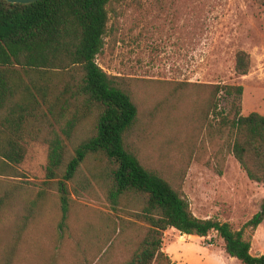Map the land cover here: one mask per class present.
Returning <instances> with one entry per match:
<instances>
[{
    "label": "rangeland",
    "instance_id": "obj_1",
    "mask_svg": "<svg viewBox=\"0 0 264 264\" xmlns=\"http://www.w3.org/2000/svg\"><path fill=\"white\" fill-rule=\"evenodd\" d=\"M108 8L105 44L97 62L109 74L138 80L134 94L142 116L132 141L141 161L181 190L196 216L229 222L239 230L261 210L264 184L248 178L209 127L201 85H242L241 114L264 115V6L255 0H112ZM240 50L250 55L246 75L235 71ZM179 82L184 84L180 94L165 98ZM232 99L222 92L219 111L231 110ZM157 102L164 106L151 117L150 108ZM25 145L26 156L17 165L19 176L0 177V190L11 186L12 191L0 212V264L29 202L43 189L46 198L11 264L126 260L146 224L137 220L135 225L122 226L121 219L134 218L128 211H113L97 184L76 195L75 187L91 177L84 166L83 176L67 182L70 209L61 233L58 184L46 182L48 143L29 139ZM249 234L251 253L263 254L264 220ZM163 250L175 264H243L228 255L216 231L203 237L168 228Z\"/></svg>",
    "mask_w": 264,
    "mask_h": 264
},
{
    "label": "trees",
    "instance_id": "obj_2",
    "mask_svg": "<svg viewBox=\"0 0 264 264\" xmlns=\"http://www.w3.org/2000/svg\"><path fill=\"white\" fill-rule=\"evenodd\" d=\"M255 1L264 6V0ZM111 2L0 0V177L19 176L17 165L26 156V141L42 140L49 146L46 182L57 183L60 192L61 233L70 209L67 182L83 176L81 171L87 166L91 177L75 187L76 195L97 184L113 211H128L134 218L121 219L122 226L130 227L137 220L146 224L136 247L120 264H175L163 250L168 228L203 237L216 231L228 255L243 264H264V253L253 255L251 233L246 236L263 222L264 204L242 228L233 230L229 222L196 216L182 191L141 161L132 141L142 116L134 94L138 80L109 74L97 62L105 44ZM250 64L248 52L236 53L237 74H248ZM183 86L177 83L165 98L176 97ZM201 86L209 127L248 178L264 184V115L241 114L242 85ZM222 92L233 98L229 111H219ZM163 106L153 105L150 116ZM46 194L43 189L29 202L1 264L12 263ZM11 197V186L0 190V212ZM97 261L105 264L106 260Z\"/></svg>",
    "mask_w": 264,
    "mask_h": 264
},
{
    "label": "water",
    "instance_id": "obj_3",
    "mask_svg": "<svg viewBox=\"0 0 264 264\" xmlns=\"http://www.w3.org/2000/svg\"><path fill=\"white\" fill-rule=\"evenodd\" d=\"M9 2H12V3H33V2H36V1H39V0H7Z\"/></svg>",
    "mask_w": 264,
    "mask_h": 264
},
{
    "label": "crops",
    "instance_id": "obj_4",
    "mask_svg": "<svg viewBox=\"0 0 264 264\" xmlns=\"http://www.w3.org/2000/svg\"><path fill=\"white\" fill-rule=\"evenodd\" d=\"M259 226H260V225H259ZM259 226H258V227H259ZM251 248H252V246H251ZM260 254H262V251H261L259 254H256V255H260Z\"/></svg>",
    "mask_w": 264,
    "mask_h": 264
}]
</instances>
